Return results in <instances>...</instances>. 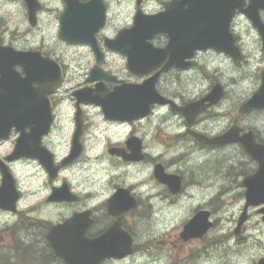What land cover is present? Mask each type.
Instances as JSON below:
<instances>
[{
    "label": "flooded vegetation",
    "instance_id": "flooded-vegetation-1",
    "mask_svg": "<svg viewBox=\"0 0 264 264\" xmlns=\"http://www.w3.org/2000/svg\"><path fill=\"white\" fill-rule=\"evenodd\" d=\"M37 1L40 5L32 22L24 0L27 27L14 31L7 43L3 33L8 21L0 6L1 62L14 75L11 83L0 82V92L10 88L18 94L17 125L0 124V161L14 178L17 196L14 210L7 209L9 203L0 196V250H4L0 259L6 260L0 264H65L50 243L51 230L55 240L64 241H72L77 233V241H98L105 233L115 240L112 235L124 231L131 236L135 250L139 223L168 221L173 213L194 205L192 190L199 184L198 171L204 170L200 156L209 154L213 159L214 152L223 148L236 149L241 155L240 166L229 182L243 195L242 178L253 173L257 163L238 143L214 144L206 139L232 129L264 143V137L248 122L249 116L264 108L240 111L264 81V0H251L243 7L244 0H173L164 12L159 10L162 0H89L87 4L57 0L61 5L52 14L64 43L60 52L24 40L25 33L39 28L44 4ZM208 2L218 16L213 21L206 16ZM250 7L256 9L261 29L250 20ZM66 10L69 29L92 33L94 43L60 36L61 15ZM157 13L163 15L160 30L149 36L150 29L142 35L132 31L136 19L142 23ZM241 16L260 37L258 52L253 51ZM202 29L213 32V41L201 43ZM121 32L129 36L109 46L107 41ZM9 51L34 53L29 65L37 72V80L25 83L24 61L14 63ZM41 58L52 65L42 82L38 75ZM253 62L257 64V89L250 96L233 98L226 112L218 111L216 115L223 120L230 113L228 123L211 129L208 120L230 93L221 66L242 67ZM215 87L221 90L220 99L212 104L201 102ZM42 93H46L45 103ZM189 95L195 98L189 99ZM161 108L167 111L161 112ZM16 144L18 156L9 159ZM148 149L162 151L153 157ZM2 180L0 169V188ZM212 200L191 207L174 234L149 235L146 248H160L171 264H183V259L193 257L205 235L184 237L181 233L200 210H206L212 220ZM166 210L170 211L168 217ZM75 216L81 230L75 229V223H67ZM13 217L17 219L13 221ZM21 233L30 235L32 242L24 244ZM61 233L64 238L60 239ZM157 256L160 254L154 258ZM123 261L106 259L99 264Z\"/></svg>",
    "mask_w": 264,
    "mask_h": 264
},
{
    "label": "rangeland",
    "instance_id": "rangeland-1",
    "mask_svg": "<svg viewBox=\"0 0 264 264\" xmlns=\"http://www.w3.org/2000/svg\"><path fill=\"white\" fill-rule=\"evenodd\" d=\"M58 1H41L44 4V10L40 14L39 28L33 30L31 33H25V42L39 45L47 51L55 49L57 52H60L59 47H63L64 43L61 42L59 38L57 32L58 26L53 19L55 10L61 5ZM52 12H54V14H52ZM121 21L124 22L125 19L121 18ZM244 28H246L245 25ZM256 66L257 64L255 62L242 67L235 65L221 66L224 80L229 84L230 88V93L226 96L220 106L224 107L225 112L233 98H239L240 96L244 98L247 95L250 96L257 89L254 81V71H249L250 68L256 69ZM232 73H237L238 75H232ZM219 108L213 111V116H215H212L208 120V125L214 130L223 127V119L216 115ZM248 122L254 127L258 135L264 137V112L252 114L249 116ZM211 156L212 155L209 154H203L200 156V163L202 164L204 162L200 168L204 167V170L198 171L199 175L197 180L199 184L197 185V188L192 190V193L195 195L194 199L196 198V203L194 202V199L188 201L190 203L194 202V205L189 208L185 207V211L184 209L178 211V214L173 213V215L168 218V221L161 220V223L145 221L136 226L138 232L142 231L148 235H153L155 233L159 236L158 234H162L163 231V234H174L180 230L179 226L181 222L174 227L169 228L167 226L171 225L178 217L183 216L185 212L189 213L191 207L198 204H204L206 200L214 199L211 203H213L212 220L215 223L200 241V250L198 251L195 247L194 249L197 251L194 253V256L189 259H183V264H194L195 262L197 264H207L208 261L215 257L222 256L230 251H239L241 247L246 244L250 243L257 246L264 245V222L261 220V216L256 212L255 208L249 209V217L247 221L242 225V228L238 233L234 232L237 219L243 209L244 198L243 195L238 193L235 186L230 185L229 180L231 178L230 176L235 171V168L240 166L239 159L241 158V155H239V152L236 149L232 148L228 151L223 148L214 152L213 159H211ZM165 212L168 217L170 211L166 210ZM149 223H151V225ZM161 229L167 231H160ZM204 245L206 246V249L203 248ZM146 247L147 244L137 245L136 243L134 253L128 256L122 264H133V261H136L137 264H143L142 258L138 253L140 249ZM150 249L152 250L150 253L152 258H154V255H162V250L160 248L157 250ZM188 254L189 252L187 251L184 257ZM2 261L6 260L0 259V262ZM114 264L119 263L115 262Z\"/></svg>",
    "mask_w": 264,
    "mask_h": 264
},
{
    "label": "water",
    "instance_id": "water-1",
    "mask_svg": "<svg viewBox=\"0 0 264 264\" xmlns=\"http://www.w3.org/2000/svg\"><path fill=\"white\" fill-rule=\"evenodd\" d=\"M68 1V0H66ZM29 10L30 20L33 22L34 15L39 7V4L36 0H26ZM210 2V1H209ZM234 3L237 0H233ZM208 9L211 11L206 13L208 19H212L217 15H214L210 6ZM248 12H250V17L253 24L261 29L263 24L259 19L256 9L249 8ZM68 11L66 10L61 15V30L60 34L63 38L71 40V41H87L94 43V35L92 33L83 34V33H74L72 32L68 25L66 24V17ZM203 9L201 8V18L203 17ZM230 18V17H229ZM143 23V28L141 24ZM136 19V22L133 26L132 31H137L139 35H142L145 30L152 29L153 31H157L161 29L162 25V13H158L156 15H152L150 17H146L142 20ZM152 31L147 35L149 36ZM129 33L121 32L116 39H110L108 45L112 47L115 43H117L120 38L127 37ZM213 39V32L212 31H205L202 29L201 32V43L209 42V40ZM124 52H127L123 49ZM4 50L0 48V82L3 80H9L10 83L14 80V75L10 69L6 70L1 62V56ZM34 53L28 52H11L9 51V59L13 60L14 63L16 62H23L26 68V76L24 78L25 83L32 81L33 79L37 80L36 71L33 69V65H29V61L32 60L35 55ZM129 64H134L133 57H128ZM41 66L39 71V79L40 82L43 81L44 77L46 76V69H49L51 63L47 59L41 58ZM30 68V69H29ZM35 74V75H34ZM9 83V84H10ZM27 91V89H26ZM83 92V91H82ZM46 93H42L40 95L41 102L45 103ZM220 95V89L216 87L211 91V93L204 98L214 102ZM28 97V96H26ZM18 94L17 90L3 88L2 92H0V124L6 125L8 127L11 125H17L18 119ZM91 101H95L94 98H89ZM116 100V98H115ZM140 103H137L139 107ZM118 106L120 107L121 104L118 102ZM143 106V105H141ZM140 106V107H141ZM263 108L264 107V82L262 83L260 89L250 98L248 102H246L241 108L240 111H249L251 108ZM26 117L29 113H25ZM207 142L212 143H229V142H236L238 141L244 147V149L248 152L250 157H252L258 163V169L243 178L242 184L245 186V202L243 205V209L237 219V225L234 230L235 233H238L241 229V226L245 223L248 218V208L252 206H260L257 209L258 213H261V218L264 221V144H257L251 135H245L243 137H239L236 132L228 131L225 134L213 138L206 139ZM18 156V145L16 144L12 155L9 159L16 158ZM0 169L3 174L2 186L0 188V196H5V200L9 203L5 205L7 209L14 210V205L16 201V191L14 185V179L8 169H6L5 164L0 161ZM208 212L200 211L198 212L193 219L188 222L184 226V230L182 234L185 237H195L201 236L204 234L211 226L212 223L208 221ZM76 220V219H75ZM75 220L68 221L67 223H75ZM64 228V224L62 225ZM75 229H82L81 225H76ZM62 237L64 238V233H61ZM79 235V233L74 234ZM73 236L72 241H64V240H55L53 232L50 234V243L53 246L55 253L64 259L67 264H98L105 258H123L126 255L130 254L133 250L132 248V238L124 231L116 232L112 236L115 240H110L107 235L103 236L102 238L97 239L95 241H77ZM258 264H264V257H261L258 261Z\"/></svg>",
    "mask_w": 264,
    "mask_h": 264
},
{
    "label": "clouds",
    "instance_id": "clouds-1",
    "mask_svg": "<svg viewBox=\"0 0 264 264\" xmlns=\"http://www.w3.org/2000/svg\"><path fill=\"white\" fill-rule=\"evenodd\" d=\"M23 2L24 0H11V2L6 3L5 0H0V6H2L5 18L8 21L6 25V29L3 33V39L4 42L7 43L11 39V34L14 31H23L27 27V22L23 19L24 17V8H23ZM251 2V0H244L243 4L241 5L246 6ZM79 3L81 4H87L89 3V0H79ZM173 0H162V5L159 7V10L161 12L166 11V5L172 4ZM185 8H187V5H185ZM240 21L245 25L246 29L249 32L250 38L252 40L253 44V51L258 52L259 51V40L260 37L257 34V32L252 29L250 23L247 21V19L243 16L239 17ZM19 20L21 23L18 25L16 21ZM131 23V22H129ZM21 45H17V47H20ZM25 47L27 45H24ZM226 63H230V61H225ZM249 71H255L254 68H250ZM232 75H238L237 73H232ZM203 87L206 89V85H203ZM189 99L195 98L194 96L189 95ZM161 112H166V108H161ZM219 111L223 112L224 107H220ZM230 117L227 115L225 119L222 122V126L226 125L228 123ZM148 151L151 153L153 157L157 156L162 149H157L156 151H151V149H148ZM122 171V169H117V172ZM188 216V213L185 212L183 216L178 217L171 225L167 227H174L179 225V223ZM17 217H13V221H15ZM165 229H161L160 231H163ZM19 238L22 240L24 244H30L32 242V237L28 234H18ZM155 235V233L153 234ZM151 237L142 231L138 232L137 235V245H144L147 244L148 240ZM150 248H142L140 249L138 255L142 258L143 264H171L170 260L164 256H157L156 258H152L150 256L151 253ZM4 254V250H0V255ZM261 257H264V245H253V244H246L241 247L239 251H230L222 256L215 257L207 262V264H258V261ZM133 264H137L136 261H133Z\"/></svg>",
    "mask_w": 264,
    "mask_h": 264
}]
</instances>
